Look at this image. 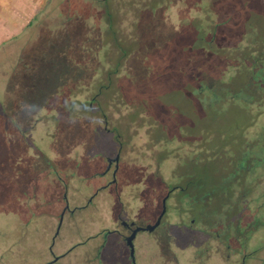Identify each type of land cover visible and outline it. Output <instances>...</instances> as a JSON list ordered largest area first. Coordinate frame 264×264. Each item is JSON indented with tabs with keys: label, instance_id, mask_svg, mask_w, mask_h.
Here are the masks:
<instances>
[{
	"label": "rangeland",
	"instance_id": "374dc122",
	"mask_svg": "<svg viewBox=\"0 0 264 264\" xmlns=\"http://www.w3.org/2000/svg\"><path fill=\"white\" fill-rule=\"evenodd\" d=\"M262 41L264 0H0V264L50 261L64 201L52 264H109L116 236L99 262L100 240L87 237L181 182L169 157L154 169L171 148H183L178 173L205 210L234 202L240 185L246 212L249 183L264 187V97L233 102L225 89L246 86L237 56ZM229 55L237 64L221 72ZM118 148L116 186L98 190ZM253 219V248L264 246V216Z\"/></svg>",
	"mask_w": 264,
	"mask_h": 264
},
{
	"label": "flooded vegetation",
	"instance_id": "af4514ba",
	"mask_svg": "<svg viewBox=\"0 0 264 264\" xmlns=\"http://www.w3.org/2000/svg\"><path fill=\"white\" fill-rule=\"evenodd\" d=\"M226 98L229 101L234 99L232 97ZM105 133L109 134L110 140L113 142V138L116 137L113 130H105ZM245 143L249 144L251 142L247 140ZM180 152H184L183 148L180 150L179 148H171L163 158L159 160L156 158L154 167L158 175V168H160V165L164 162L162 160L169 157L171 165L169 179L171 181V179L177 180V178H180V183L169 184V188L160 196L158 202L155 196L148 198L147 195L143 193L138 196L139 209H132L130 206L128 209L122 208L115 214V219H113L114 222L118 224L115 223L110 226L109 229H105L103 232H97L87 237L88 239L94 238L100 240L96 247L98 262L100 260V257H98L99 253L106 245L107 239L105 236L109 234L115 235L118 243L120 242L121 245V251L117 249L115 258L112 259L109 255V264H150L152 261L155 262L154 264H160V262L162 264H264V246H254L253 248L252 245L253 236L258 234L259 225L250 223L251 218L257 220V218L262 219L264 216L263 213L260 214L259 212L264 209V187H261L260 193H258V190H254L259 184L258 180H256V186L251 182L249 183V185H251L252 197L249 199L247 205L249 208H246L247 211L244 210L246 212H243L237 201V197L241 196L239 192L240 185L233 184L236 188L233 194L234 197H236L233 199L234 202L229 204V202L221 201V205L218 207L219 209L217 211L215 209L209 212L205 210L207 200L205 198H200L198 200L195 197L196 193L190 190L193 187V180H190V176L185 177L181 175V173H178V160L176 155ZM188 152L191 151L185 150V153ZM115 157H117L116 161L108 162V160ZM245 160V163H247V159ZM119 163L120 154L118 148L113 156L105 157L104 168L97 175L105 177V184L100 186L98 190L116 186L119 174ZM107 166L108 168L106 169ZM245 172H248V169H246ZM152 175L155 174L153 173ZM149 176L143 174V177L141 179L139 178L138 182L144 186L142 181L144 179L148 180ZM182 180H185V182L188 181L187 185H184ZM236 181H238L237 177L232 175L228 178L227 184L236 183ZM174 191L181 193V199L175 197L170 198L171 193ZM225 191V187L221 188L219 194L222 196L225 194ZM96 193L97 191L94 192V194ZM116 196L119 198L118 194ZM163 199L164 202L162 203ZM200 200L206 201L203 204ZM87 201L90 202L91 197H89ZM195 203L198 209L193 208ZM65 206H67L66 201H64L61 212ZM166 206H168V209ZM163 207L164 212L160 218L159 224L151 231L144 230L146 225H151L155 222ZM65 212L70 213L72 210H69L67 206L63 213ZM254 219L252 221L256 222ZM137 228L141 229L135 232L131 240V256L130 248L126 245L125 239ZM55 236L56 235H53L50 246L47 248L51 260L56 258L54 262L62 257V255H53L51 252V246ZM241 238H244V240ZM78 244L80 243L75 245ZM146 259L152 260L147 262Z\"/></svg>",
	"mask_w": 264,
	"mask_h": 264
},
{
	"label": "trees",
	"instance_id": "16d2710c",
	"mask_svg": "<svg viewBox=\"0 0 264 264\" xmlns=\"http://www.w3.org/2000/svg\"><path fill=\"white\" fill-rule=\"evenodd\" d=\"M249 47H252V44H249ZM237 57H238L239 62L242 64V66H244L241 69L243 72L244 82L246 86L241 87L240 90H231V89L227 90L226 88L225 91H226L227 97L245 98L247 101L250 98L251 101L249 102H252L253 99L255 100L256 95H259L260 93H262L264 97V42L262 41L259 47H255L251 55L248 56V55L241 53ZM223 60L225 62V65L221 69V72H223V69L225 71V67L229 68V70H234L237 63H235V61L233 60V57H231L230 55L229 57L224 56ZM213 95H214V98L217 96L219 98V92H216V93L213 92ZM50 105L52 104L50 103ZM40 160L44 162L43 158H41Z\"/></svg>",
	"mask_w": 264,
	"mask_h": 264
},
{
	"label": "water",
	"instance_id": "95a60500",
	"mask_svg": "<svg viewBox=\"0 0 264 264\" xmlns=\"http://www.w3.org/2000/svg\"><path fill=\"white\" fill-rule=\"evenodd\" d=\"M117 160V157L111 159V160H108V162L110 163L111 161H116ZM108 168V166L106 167V169ZM116 168V166H115ZM164 202V199L162 200V203ZM67 206L64 207V209L66 208ZM63 209V211H64ZM63 211L59 214V217H58V221H57V224H56V228H55V232H54V235L57 234L58 230H59V227L61 225V221H62V215H63ZM163 212H164V207L163 209L161 210L160 214L157 216L155 222L151 225H146L144 230H147V231H151L153 228H155L158 224H159V221H160V218L161 216L163 215ZM141 228H137L135 230L132 231L131 235L128 236L125 241H126V245L130 248V255L132 256V245H131V240L133 238V235L135 234L136 231L140 230ZM56 260V258H53L51 261L45 263V264H52L54 261Z\"/></svg>",
	"mask_w": 264,
	"mask_h": 264
}]
</instances>
